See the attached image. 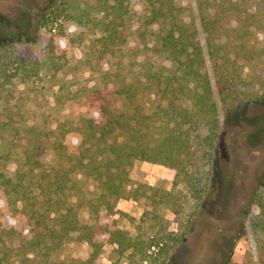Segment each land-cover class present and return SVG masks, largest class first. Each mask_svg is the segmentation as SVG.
<instances>
[{"label": "trees", "instance_id": "obj_1", "mask_svg": "<svg viewBox=\"0 0 264 264\" xmlns=\"http://www.w3.org/2000/svg\"><path fill=\"white\" fill-rule=\"evenodd\" d=\"M141 1L137 15L129 0H51L42 59L0 43V193L24 222L0 224V264H68L54 256L70 241L89 247L72 264H100L101 236L113 246L111 264H164L162 213L191 208L176 244L204 200L220 122L198 28L180 0ZM195 7L221 111L232 116L264 100V0ZM66 23L75 35L66 36ZM80 69L89 72L85 84L67 78ZM76 99L96 115L60 121L59 107ZM136 162L168 169L169 184L132 182ZM140 199L147 208L131 219L133 232L120 229L118 202ZM248 200L264 264V171ZM81 208L92 224L80 222Z\"/></svg>", "mask_w": 264, "mask_h": 264}, {"label": "rangeland", "instance_id": "obj_2", "mask_svg": "<svg viewBox=\"0 0 264 264\" xmlns=\"http://www.w3.org/2000/svg\"><path fill=\"white\" fill-rule=\"evenodd\" d=\"M185 7V20H193L198 28V39L206 59V70L210 78L214 99L218 109L220 129L213 149L211 162V181L200 206L196 209L185 235L176 244L173 238L185 229V216L191 210L174 215L162 213V224L168 233L165 253L158 262L164 264H222L229 258L231 264H258L249 220L256 209L249 205V195L257 187L264 171V100L251 101L242 105L239 113L229 116L221 111L217 98L204 45V36L199 27L195 0H180ZM131 9L137 15L144 12L141 0H129ZM51 0H0V43L9 41L16 54L22 57L42 59L46 54L50 33L42 23V16L48 13ZM65 34L71 37L77 33L73 23L64 25ZM263 38L257 35L258 42ZM69 55L80 58L77 48H71ZM76 77L81 84L89 78V72L80 69L67 76ZM96 110L88 107L82 99L68 101L59 107L58 119L78 123L87 116H95ZM48 158V157H47ZM132 182L149 185L159 180L169 184L168 169L146 163L136 162L129 171ZM91 188V187H90ZM117 208L123 217L115 216L120 229L133 232V219L137 221L147 208L143 199L120 200ZM82 224L92 221L84 208L78 213ZM0 224L5 228L21 229L24 222L18 220L0 193ZM102 245L100 264H111L113 246L107 236L97 237ZM89 247L85 243L67 242L58 256L72 264L75 259H85Z\"/></svg>", "mask_w": 264, "mask_h": 264}]
</instances>
